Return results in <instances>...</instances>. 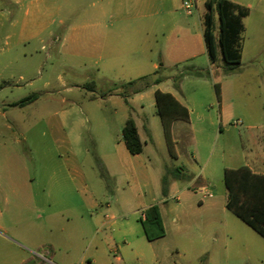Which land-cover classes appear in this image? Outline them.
<instances>
[{
  "label": "rangeland",
  "instance_id": "rangeland-1",
  "mask_svg": "<svg viewBox=\"0 0 264 264\" xmlns=\"http://www.w3.org/2000/svg\"><path fill=\"white\" fill-rule=\"evenodd\" d=\"M93 1L0 0V264H264V237L227 208L225 183L226 168L264 154V0H242V61L231 73L221 54L211 63L201 53L205 0L191 14L190 0L178 3L190 21L178 55L166 17L149 35L152 57H122L146 61L141 68L100 69L88 48L72 55L81 42L70 26ZM143 36L128 28L122 45L139 48ZM158 89L193 109L170 138ZM129 116L146 141L139 154L123 141ZM163 176L177 190L163 194ZM154 203L165 234L149 240L141 218Z\"/></svg>",
  "mask_w": 264,
  "mask_h": 264
},
{
  "label": "trees",
  "instance_id": "trees-1",
  "mask_svg": "<svg viewBox=\"0 0 264 264\" xmlns=\"http://www.w3.org/2000/svg\"><path fill=\"white\" fill-rule=\"evenodd\" d=\"M206 11L202 17L203 34L211 63L218 60L219 54L223 61L225 73L237 69L242 61V33L245 29L244 17L249 14V8L233 0H206ZM217 18V23H216ZM189 73L203 76L204 71L191 70ZM183 74H180V79ZM143 78V77H141ZM162 81L157 77L154 83ZM134 81H130L132 83ZM89 88L95 86L94 81L87 83ZM174 86L180 88V82ZM220 91L219 85L216 86ZM31 95L20 101L24 104L35 98ZM126 102L128 98L124 96ZM157 114L160 116L165 135L171 136V125L174 120L190 119V111L171 92L157 90L155 92ZM123 141L132 154H139L144 150L136 120L129 116L122 129ZM181 170L180 168H178ZM177 178L180 175H176ZM225 183L228 190L226 206L241 220L264 237V173L254 172L248 166L225 169ZM167 178L163 177V194H167ZM141 218L145 234L149 240H155L165 234V226L161 207L158 203L152 204L144 210ZM128 264H141L132 262Z\"/></svg>",
  "mask_w": 264,
  "mask_h": 264
},
{
  "label": "crops",
  "instance_id": "crops-1",
  "mask_svg": "<svg viewBox=\"0 0 264 264\" xmlns=\"http://www.w3.org/2000/svg\"><path fill=\"white\" fill-rule=\"evenodd\" d=\"M180 1L181 0H94L93 2H91L90 7L83 12L82 20H81L82 23L78 26L74 24L70 26V30L75 31L77 36L78 35L80 36V39L74 38L75 39L74 42H76L77 40L81 42V46L78 45L79 48L77 49H75L76 48L75 46L71 54L75 56H80V54H77V52L80 53V49H81V53H85L86 51H88L87 50L88 48L95 50V53L97 55V60L95 61V64L100 69L105 68L111 70V69H121L122 67H127L129 69L134 70L137 68H141L143 65L147 63L146 61L137 60L134 61L132 64L125 66L124 62L122 61V57L134 56L139 53L142 54L144 57H149V58L152 57L154 53V47L152 41L149 38V35L153 31L152 28L154 27V25L159 23V18L166 17L167 20L163 21V26L170 27L169 31L171 32V34L173 32H177V38L176 40L173 41V44L171 45L172 47L171 50L174 54L178 55L180 49L184 48L185 50L187 48L185 46L180 45L179 36L180 35L183 37L186 36V34L189 32L190 29L189 27L185 26L186 23L189 24L190 26V21L185 19L182 20L180 12L178 11L179 9L178 5H180L178 3ZM233 1L245 5L242 0H233ZM132 27L138 28L139 32H144L145 36H143V38L139 40L140 43L139 48L135 45L132 46L122 45L123 42L122 33L125 34L127 29ZM202 36H203V41H201L202 43L200 45L201 53L206 54L209 59L206 43L204 40L203 27H202ZM73 52L76 54H74ZM156 52H159L160 54L162 53L161 49H157ZM192 57L195 58L197 56L196 54H193ZM74 64L81 66L94 65L91 63L88 64V62L84 64H76V63ZM153 65L155 68L156 67L158 68V64L153 63ZM192 70L202 71L203 69L193 68ZM180 88H181V84H180ZM161 91L171 92L177 99H179L173 90H161ZM183 104L188 107L191 118L193 109L188 104L186 103ZM179 120L181 119L174 120L172 122L171 133L174 131L176 126L175 124ZM142 140L144 141L145 144L146 141L143 138ZM260 147L262 148L263 146ZM245 166H248L254 172L264 173V154L262 155L259 151L252 154L250 156V159L245 164ZM188 171L189 170L186 167H182V172L188 174L189 176L190 173ZM163 177L161 178L162 189H163ZM176 188H177L176 180L168 182L167 194H169L170 191ZM151 205L152 204H150L149 206ZM149 206H146L144 210ZM143 217H144V213H143ZM53 255L57 256L56 253H53ZM51 259L53 258L51 257ZM88 259L91 260L92 259L91 256H88ZM118 261L119 262L122 261V258L119 257ZM134 262H140L141 264H145L144 260L140 258H137V260H134ZM73 264L75 263L73 262Z\"/></svg>",
  "mask_w": 264,
  "mask_h": 264
},
{
  "label": "built area",
  "instance_id": "built-area-1",
  "mask_svg": "<svg viewBox=\"0 0 264 264\" xmlns=\"http://www.w3.org/2000/svg\"><path fill=\"white\" fill-rule=\"evenodd\" d=\"M194 3H196V0H190V1H185L184 2L183 6L186 9L188 14L192 13V7H193ZM200 190L203 191L207 195H211V193H208V192L205 191L206 190L205 187H202Z\"/></svg>",
  "mask_w": 264,
  "mask_h": 264
}]
</instances>
